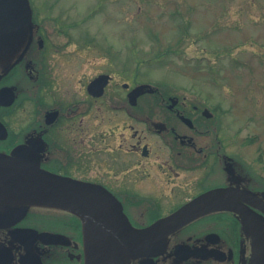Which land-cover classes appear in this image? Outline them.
Segmentation results:
<instances>
[{"label":"flooded vegetation","instance_id":"af4514ba","mask_svg":"<svg viewBox=\"0 0 264 264\" xmlns=\"http://www.w3.org/2000/svg\"><path fill=\"white\" fill-rule=\"evenodd\" d=\"M9 2L0 5L8 9ZM33 23L18 35L1 30L0 154L23 149L24 161L94 186L121 204L138 230L228 190L223 208L171 234L159 256L131 264H264V138L256 132L240 140L227 110L160 87L132 102L142 84L124 83L112 98L107 73L77 95L54 71L38 13ZM104 74L111 76L104 93L92 95L89 85ZM0 264H85L81 219L31 208L17 224L0 227Z\"/></svg>","mask_w":264,"mask_h":264},{"label":"rangeland","instance_id":"374dc122","mask_svg":"<svg viewBox=\"0 0 264 264\" xmlns=\"http://www.w3.org/2000/svg\"><path fill=\"white\" fill-rule=\"evenodd\" d=\"M30 2L65 89L82 95L102 73L112 98L124 83L162 85L227 110L240 140L264 138V0Z\"/></svg>","mask_w":264,"mask_h":264},{"label":"water","instance_id":"95a60500","mask_svg":"<svg viewBox=\"0 0 264 264\" xmlns=\"http://www.w3.org/2000/svg\"><path fill=\"white\" fill-rule=\"evenodd\" d=\"M1 1V0H0ZM32 31V10L29 0H10L9 8L0 5L2 29ZM27 44H30V39ZM43 42H41V45ZM110 81L103 75L89 85V92L101 96ZM154 93L150 85L135 88L133 102L143 93ZM23 149L12 156L0 154V227L13 226L23 220L33 207L69 212L83 223L85 264H131L140 257L162 254L171 234L191 221L226 205L228 190L204 194L168 217L143 230L128 221L121 204L94 186L47 172L24 161ZM44 237L55 239L52 235Z\"/></svg>","mask_w":264,"mask_h":264}]
</instances>
